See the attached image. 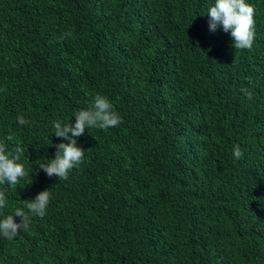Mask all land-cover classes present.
I'll return each instance as SVG.
<instances>
[{
  "label": "trees",
  "instance_id": "obj_1",
  "mask_svg": "<svg viewBox=\"0 0 264 264\" xmlns=\"http://www.w3.org/2000/svg\"><path fill=\"white\" fill-rule=\"evenodd\" d=\"M246 2L251 50L209 30L214 0H0V142L30 173L0 186V219L51 192L0 264H264V0ZM97 94L122 123L86 129L82 164L49 178L53 122Z\"/></svg>",
  "mask_w": 264,
  "mask_h": 264
},
{
  "label": "clouds",
  "instance_id": "obj_2",
  "mask_svg": "<svg viewBox=\"0 0 264 264\" xmlns=\"http://www.w3.org/2000/svg\"><path fill=\"white\" fill-rule=\"evenodd\" d=\"M255 12V7L246 0H214L206 14L209 18V30L215 32L222 29L224 33L230 34L235 50H251L255 41ZM74 118V124L59 120L53 122V135L67 142L55 145L57 151L53 159L46 160V163L37 160V165L49 178L55 176L58 180H67L69 173L82 164L85 150L78 146L75 138L82 136L86 129L107 130L122 123L121 116L110 100L100 94L93 98L91 108L77 110ZM16 121L21 126L30 123L22 115H18ZM6 140L12 142L13 135L7 136ZM20 145L19 141L11 147L0 142V186L7 185L15 189L22 179L30 175L25 165L20 162L24 154V148ZM232 154L237 160L242 157L239 145L233 146ZM50 200V190H44L34 199L21 201L22 206L15 208L13 214L0 219V237L13 240L21 230L27 231L32 217L43 218L46 215ZM6 205L5 190L0 189V210ZM16 217L20 218L19 223L16 222Z\"/></svg>",
  "mask_w": 264,
  "mask_h": 264
}]
</instances>
